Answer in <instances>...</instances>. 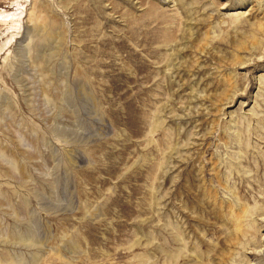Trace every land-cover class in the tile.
Masks as SVG:
<instances>
[{
  "label": "rangeland",
  "instance_id": "obj_1",
  "mask_svg": "<svg viewBox=\"0 0 264 264\" xmlns=\"http://www.w3.org/2000/svg\"><path fill=\"white\" fill-rule=\"evenodd\" d=\"M263 25L0 0V264H264Z\"/></svg>",
  "mask_w": 264,
  "mask_h": 264
},
{
  "label": "bare ground",
  "instance_id": "obj_2",
  "mask_svg": "<svg viewBox=\"0 0 264 264\" xmlns=\"http://www.w3.org/2000/svg\"><path fill=\"white\" fill-rule=\"evenodd\" d=\"M262 26V25H261ZM264 26V25H263ZM263 28V27H262Z\"/></svg>",
  "mask_w": 264,
  "mask_h": 264
}]
</instances>
